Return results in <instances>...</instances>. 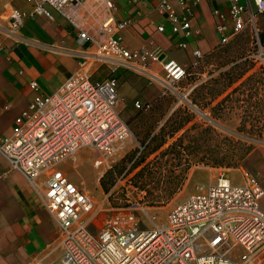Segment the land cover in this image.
I'll use <instances>...</instances> for the list:
<instances>
[{
	"label": "built area",
	"instance_id": "1",
	"mask_svg": "<svg viewBox=\"0 0 264 264\" xmlns=\"http://www.w3.org/2000/svg\"><path fill=\"white\" fill-rule=\"evenodd\" d=\"M99 1L107 17L101 30L104 40L96 43L72 17L83 0H33L32 15L52 18L45 8L48 5L80 29L84 44L91 41L92 45L83 54L80 69L55 94L38 93L28 111L17 119L11 136L0 144L1 154L13 170L26 177L59 227L63 254L58 264H264V191L252 178L243 185H234L223 176L208 188L197 187L196 194L171 210L166 224H157L138 203L104 215L98 224L101 213L107 210L56 169L84 148L99 153L95 167L108 166V161L133 136L122 116L124 100L119 80L113 76L95 80L89 67L98 64L113 72L125 69L168 88L190 75L189 69L169 60L160 47L126 48L119 33L133 21L116 20V0ZM177 1L183 14L177 12L172 0H159L157 10L166 23L157 30L166 33L169 26L172 35L179 38L177 47L187 50L188 41L196 35L189 15L192 6L201 0L189 4ZM227 1L232 28L217 11L221 19L219 46L228 45L248 26L258 38L256 17L264 13V0ZM26 17L19 10H10V36H18ZM204 59L205 55L195 50L191 68L200 67ZM154 66L161 68L165 78L156 75ZM30 86L39 91L37 83ZM183 96L188 100V93ZM136 107L148 110L151 105L137 103ZM139 211L148 215L152 226L142 228L137 218Z\"/></svg>",
	"mask_w": 264,
	"mask_h": 264
},
{
	"label": "rangeland",
	"instance_id": "2",
	"mask_svg": "<svg viewBox=\"0 0 264 264\" xmlns=\"http://www.w3.org/2000/svg\"><path fill=\"white\" fill-rule=\"evenodd\" d=\"M256 24L261 28L260 16L256 17ZM263 67L264 50L260 49L252 27L248 26L228 45L217 44L212 53L205 55L200 67L189 68L190 75L171 88L146 75L125 70V75L120 77V94L125 104L121 111L133 136L108 161V166L94 167L92 149L85 148L59 168L73 180L82 181V188L93 195L97 204L103 205L107 211L101 213L100 218L138 203L159 225L166 224L171 210L197 192V186L204 184L201 178L206 175H213L217 181L225 174L226 178L240 183L245 181L243 176L247 172L262 180ZM154 69L156 75L165 78L160 67ZM246 70L248 73L242 80L228 87L230 79ZM250 76L249 83L238 88ZM186 93L188 100L183 96ZM137 103L150 104L151 108L138 109ZM164 125L169 126V133L181 125L184 127L174 138H169L168 143L184 138L182 155H166L161 170L154 167L153 175L136 177L141 168L132 171L136 156L133 158L130 154L140 151L143 143ZM116 165L120 166L116 181L106 193L100 180ZM174 192L177 193L168 204L151 206L153 201H164ZM137 218L142 228L152 226L146 213L139 211ZM55 253L60 254L61 250L58 248ZM56 257L53 255L51 260Z\"/></svg>",
	"mask_w": 264,
	"mask_h": 264
},
{
	"label": "crops",
	"instance_id": "3",
	"mask_svg": "<svg viewBox=\"0 0 264 264\" xmlns=\"http://www.w3.org/2000/svg\"><path fill=\"white\" fill-rule=\"evenodd\" d=\"M83 1V5L72 13V17L92 41L100 43L104 40L101 30L107 17L106 9L99 0ZM192 1L186 0L188 4ZM158 4L159 0H116V20L133 21L130 27L119 33L126 48L151 49L157 46L169 60L189 69L195 50L208 55L219 44L218 25L221 19L216 15L217 11L225 17L228 27L232 28L227 0H201L192 6L189 15L192 30L196 35L188 41V49L181 50L176 45L179 38L172 35L169 26L166 33L158 32L157 27L166 23L157 10ZM172 5L179 14H183L177 0H172ZM12 8L27 15L17 37L9 35V14ZM45 8L52 18L32 15L33 0H0V144L11 136L17 119L28 111L38 93L46 96L55 94L65 81L80 69L83 54L88 52L92 45L91 41L84 44L80 39V29L67 17L48 5H45ZM89 73L95 80H103L111 75L117 78L120 84V77L125 75V69L113 72L107 67L95 64L89 67ZM33 82L38 84V92L31 88ZM92 152L95 167V160L99 155L96 156L94 149ZM59 166L56 169L61 170ZM223 176L225 174L216 181L213 175H206L201 178L204 184L197 187L208 188ZM68 177L97 204L93 195L82 188V181L79 183L69 175ZM244 177L245 181L240 183L229 179L234 185H243L248 178H252L264 191V174L262 180L247 172ZM43 178L44 175L41 179ZM261 207L264 211V197ZM102 218L98 219V224H101ZM58 248L61 250L60 254L55 253ZM62 254L59 227L41 204L26 177L13 170L0 152V264H58ZM53 255L57 257L51 260Z\"/></svg>",
	"mask_w": 264,
	"mask_h": 264
},
{
	"label": "trees",
	"instance_id": "4",
	"mask_svg": "<svg viewBox=\"0 0 264 264\" xmlns=\"http://www.w3.org/2000/svg\"><path fill=\"white\" fill-rule=\"evenodd\" d=\"M258 16L261 17V28H258V38L257 44L264 50V13L259 14ZM263 76H264V67L261 69ZM248 71H244L238 77L234 79H230L228 87H232L236 82L242 80ZM253 76V75H252ZM252 76L248 77L245 81L238 88H242L243 85H247L251 80ZM264 82V77L262 78ZM237 90V88L235 89ZM184 127L181 125L175 128L171 133H169V126L164 125L161 127L160 131L156 134H153L149 137V139L143 143V147L140 151H134L130 155H134L133 158L136 156L134 163L132 165V171L138 168L141 170L137 173L136 177L144 176L145 174L153 175L154 167L162 169L164 165L162 159L166 155H182L184 147V138H178L172 144H169V138L172 139L174 136L180 132ZM262 136V133L259 137ZM168 145V147H166ZM152 156H155L152 160H149ZM120 166L116 165L109 169L106 174H104L100 180V185L106 193L110 192V188L115 183L116 178L115 175L119 171ZM177 192L171 193L164 201L158 200L153 201L151 206H162L168 204L174 197Z\"/></svg>",
	"mask_w": 264,
	"mask_h": 264
}]
</instances>
